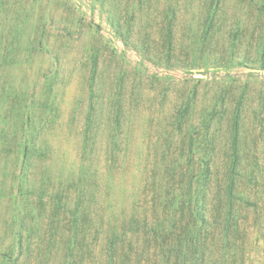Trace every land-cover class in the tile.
<instances>
[{
    "label": "rangeland",
    "instance_id": "1",
    "mask_svg": "<svg viewBox=\"0 0 264 264\" xmlns=\"http://www.w3.org/2000/svg\"><path fill=\"white\" fill-rule=\"evenodd\" d=\"M0 264H264V0H0Z\"/></svg>",
    "mask_w": 264,
    "mask_h": 264
},
{
    "label": "trees",
    "instance_id": "2",
    "mask_svg": "<svg viewBox=\"0 0 264 264\" xmlns=\"http://www.w3.org/2000/svg\"><path fill=\"white\" fill-rule=\"evenodd\" d=\"M209 165V164H208ZM208 169V168H207ZM182 171H184V169L182 170ZM207 173V172H206ZM209 173V172H208ZM231 207V206H230ZM181 209H182V205H181ZM191 210V209H190ZM202 213V216H203V218H205L206 219V215H205V213L202 211L201 212ZM207 221V220H206ZM202 231V229H195V228H193L192 229V236H193V233H198V232H201ZM116 233V232H115ZM119 234H117V237H119L118 236ZM163 244H166L165 242H163ZM167 245V244H166ZM169 250H172V247H169Z\"/></svg>",
    "mask_w": 264,
    "mask_h": 264
}]
</instances>
